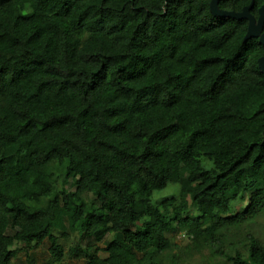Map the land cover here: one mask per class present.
Segmentation results:
<instances>
[{
    "label": "trees",
    "instance_id": "1",
    "mask_svg": "<svg viewBox=\"0 0 264 264\" xmlns=\"http://www.w3.org/2000/svg\"><path fill=\"white\" fill-rule=\"evenodd\" d=\"M210 2L0 0V264L46 240L42 264H181L168 232L264 264L251 234L223 249L264 213V45Z\"/></svg>",
    "mask_w": 264,
    "mask_h": 264
},
{
    "label": "rangeland",
    "instance_id": "2",
    "mask_svg": "<svg viewBox=\"0 0 264 264\" xmlns=\"http://www.w3.org/2000/svg\"><path fill=\"white\" fill-rule=\"evenodd\" d=\"M175 185H168L167 188L158 191L153 196V201L163 198L165 196H169L171 193L176 191ZM92 198H94L92 196ZM248 198L249 195L246 194L245 198L242 201H234L232 203V211L228 213L227 215H232L236 211H241L242 209H245L248 205ZM191 202V201H190ZM191 211H195V205L191 203ZM248 234H251L255 236L258 239L263 240L264 239V213H261L258 217L254 218L253 220L245 223L242 226H239L238 228H233L229 230L226 234L225 245L223 246L224 252L229 253L231 250H229V244L230 242L235 243L238 242L240 239H243V241L246 240V236ZM167 237H169L174 243H177L180 245L181 249L176 251L177 257L180 259L181 264H227L224 261V257L221 256L218 253L212 252V250H209L207 248H201V250L198 252L195 250V245L190 242L189 239L185 236H180L177 234H172V232H168L166 234ZM81 237H79L78 234H71V236L68 239L62 238L60 241L65 246L66 251L69 250V247L75 248L78 244L80 248H85L87 245H99L104 246V242H95L92 239H84L81 242H79ZM111 238V236H107L104 241H107ZM242 242L238 243V247L242 249ZM21 247V244H15L13 248H19ZM48 248H49V242L46 240L41 245L36 246L33 249V258L35 260L36 264H42L46 259L49 257L48 254ZM232 252V251H231ZM241 253L243 255L246 254L245 250L242 249ZM99 255L101 257H106L108 254L105 252L100 251ZM171 255L169 254L165 258H163V261L165 264H171ZM85 261L83 255H77V256H69L67 253L63 263L64 264H82ZM11 264H27L26 263V255L23 252H18L15 257H13Z\"/></svg>",
    "mask_w": 264,
    "mask_h": 264
},
{
    "label": "water",
    "instance_id": "3",
    "mask_svg": "<svg viewBox=\"0 0 264 264\" xmlns=\"http://www.w3.org/2000/svg\"><path fill=\"white\" fill-rule=\"evenodd\" d=\"M220 0H211L210 11L213 15L219 17H231L235 19H247L248 31L245 39L250 37L259 38V42L264 45V4L258 8V17L256 18L251 14V9L254 5L251 2L248 6H245L241 12L223 10L218 7ZM259 70L264 74V56L258 60Z\"/></svg>",
    "mask_w": 264,
    "mask_h": 264
}]
</instances>
